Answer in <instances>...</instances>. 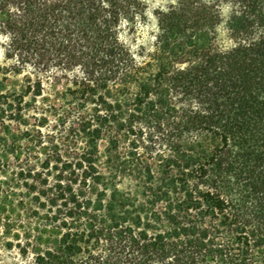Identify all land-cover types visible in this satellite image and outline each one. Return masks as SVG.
I'll return each instance as SVG.
<instances>
[{
  "label": "trees",
  "instance_id": "1",
  "mask_svg": "<svg viewBox=\"0 0 264 264\" xmlns=\"http://www.w3.org/2000/svg\"><path fill=\"white\" fill-rule=\"evenodd\" d=\"M148 11L0 0V78L22 72L0 92L5 173L22 127L0 225L22 209V264H264V0H174L147 45Z\"/></svg>",
  "mask_w": 264,
  "mask_h": 264
},
{
  "label": "rangeland",
  "instance_id": "2",
  "mask_svg": "<svg viewBox=\"0 0 264 264\" xmlns=\"http://www.w3.org/2000/svg\"><path fill=\"white\" fill-rule=\"evenodd\" d=\"M174 0H146L149 8V18L146 23H142L135 34L137 41L145 42L147 45L150 43L153 32L156 30V18L153 11L157 8H163L169 5ZM228 9L226 8V12ZM124 38L129 39L131 42L135 43L134 37L127 32L123 33ZM224 32H222V37ZM11 61L6 60L3 49H0V66L3 69L4 66L10 65ZM4 72V70H0ZM5 74V73H3ZM22 84V72L15 75L9 76L8 79L3 77L0 78V92H7L12 86H18ZM59 87V85L57 86ZM2 124H0L1 126ZM22 126V125H21ZM12 132L17 134V149L20 151V157L18 160H10L6 165L10 167L9 171L5 173L2 171L3 165H0V181H10L11 172H16L18 169L22 168V135L18 130H22V127H18L14 124L12 127ZM15 182H18L15 180ZM22 193V189H18L17 193ZM20 216H15L14 213H7L6 215L10 218L11 233L6 234L4 228L0 225V264H22V252L21 247L18 245V239L14 237L15 232L22 234V209L20 211ZM5 214V213H3ZM12 241V243H10Z\"/></svg>",
  "mask_w": 264,
  "mask_h": 264
}]
</instances>
